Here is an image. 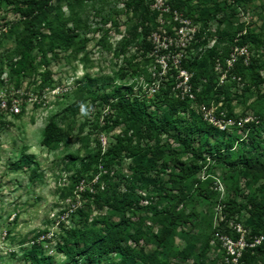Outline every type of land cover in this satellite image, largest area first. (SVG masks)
<instances>
[{
    "label": "trees",
    "instance_id": "trees-1",
    "mask_svg": "<svg viewBox=\"0 0 264 264\" xmlns=\"http://www.w3.org/2000/svg\"><path fill=\"white\" fill-rule=\"evenodd\" d=\"M247 1L251 0L232 3ZM122 2L131 12L132 24L119 39L115 53L133 46L135 53L128 60L132 75H143L146 82H152L151 73L135 60L137 54L146 57L152 53L154 43L148 35L157 26V11L150 8V0ZM167 3L171 11L181 12L200 25L198 38L212 22L217 25L220 40L215 45L180 60V67L191 74L194 99L177 95V70L173 66L149 99L133 91L136 83L116 81L126 75L124 68L112 78L87 74L77 81L76 99L60 114L49 115L41 145L50 151L67 146L70 127L63 125L65 119L70 115L74 121L77 113L95 103L106 107L107 115L100 126L98 115L94 128L118 132L107 146L96 138L89 148L90 133L82 134L85 124L79 125L83 153L68 152L61 159L68 182L60 188V197L73 196L80 180L90 181L99 170L101 174L93 184L96 192L88 188L81 192L88 203L78 210L76 223L59 235L56 250L63 256L61 261H53L40 245H28L21 249V264H226L224 251L214 241L216 231L235 235L229 228L233 222L248 230L247 238L264 235V55H251L247 63L238 56L227 71V77H235L230 83L219 84L215 71L217 62L226 68V59L235 46H246L249 51L264 49V36L250 27L244 32L241 26L219 30L227 22L225 12L233 9L225 1ZM89 4L107 5L109 11L102 15V23L112 22L119 32L110 15L116 0H0V11L10 7L15 15L0 29V84L6 81L4 74L15 85L37 75L42 88L50 76L51 58L58 59L61 51L86 53L89 39L81 34L87 29L82 14ZM175 23L164 26L167 34L173 33ZM206 42L204 39L201 44ZM194 46L195 42L189 41L185 50L189 52ZM254 92L258 105L253 119L241 129H219L198 111V104L221 103L218 112L226 109L227 116H234L232 102L246 104ZM4 122L0 112L1 125ZM27 149L23 146L9 166L27 170L30 180L42 181L40 163ZM92 210L97 214L91 216ZM217 211L218 221L213 223ZM240 262L264 264V239L245 247Z\"/></svg>",
    "mask_w": 264,
    "mask_h": 264
},
{
    "label": "rangeland",
    "instance_id": "rangeland-1",
    "mask_svg": "<svg viewBox=\"0 0 264 264\" xmlns=\"http://www.w3.org/2000/svg\"><path fill=\"white\" fill-rule=\"evenodd\" d=\"M122 1L116 0L114 11L110 12L113 20L119 25V32L112 22L102 23V15L109 11L107 5L91 6L89 4L84 8L82 17L87 21V29L81 34L85 33V37L89 39L86 44V53L74 54L73 51L68 50L61 51L58 59L51 58L49 63L51 72L46 78L47 83L44 87L40 88V76L37 75L23 78L19 85L8 80L5 74L2 76V79L6 81L0 84V89H6L9 98L20 99L22 105L18 116H4L5 122L0 124V264H21V249L28 245H40L44 253L53 261H61L63 256L56 250L59 235H64V230L76 223L78 210L85 208L89 201L77 195L66 199L60 197V188L68 182V174L61 169V159L68 152L80 150V153H83V144L79 140L78 133V127L82 123L85 124L82 134L90 133L89 148L93 147L96 138L100 139L103 146H107L113 140V135L118 132L117 129L104 132L94 128L98 115V125L103 124L102 117L107 115V108L100 103L89 106L87 101V110L77 113L74 121L68 115L63 123L64 126L67 125L66 128L70 127L67 146L61 145L58 149L50 151L40 143L41 132L49 115L61 112L70 101L76 99L77 81L85 79L87 74L92 78H112L120 68H124L126 75L122 79H116L117 82L136 83L133 91L140 97L149 99L153 96L143 75H132L129 69L128 60L135 53L134 47H124V52L115 53L119 39L127 31L128 25L132 24L131 12L126 9ZM221 1L233 5V9L225 12L227 22L222 24L219 30L241 26L244 32L250 27L256 33H260L261 37L264 36V0L241 3H232V0ZM150 4L151 8V1ZM160 4L157 1L153 7H159ZM116 11H119V14ZM178 15L183 17L181 12H178ZM14 17L12 8L7 7L1 10L0 29ZM156 23V28L151 32L162 35L160 40L154 41L156 48H160V51L153 50L152 54L146 57L137 54L135 60L139 62L142 70L146 69L151 73L155 82L161 80L164 75L160 71L162 63L175 68V65L180 66L182 58H189L196 52H203L220 40L216 22H212L200 38L197 37L199 24L190 22L183 24L182 28L178 26L176 28L173 24V34L167 36L163 34V29L165 25L172 24L171 16L162 17L160 11H157ZM190 37L192 38L190 41H194L196 46L187 52L185 44ZM102 39L103 43H101ZM204 39L207 42L203 45L201 43ZM219 45L223 43L220 42ZM263 53V48H258L256 51L248 50L249 56L260 54L263 57ZM215 71L218 73L219 84L230 83L235 79L233 75L222 79L223 75L217 68ZM96 86L93 85L92 88L97 89ZM256 95L254 92L246 104H240L234 100L231 104L234 116L230 117L238 121L240 117L253 115V110L259 101ZM220 105L222 104L218 103L215 107L218 108ZM222 111L226 112V109ZM251 117L253 119V116ZM232 127L241 129L237 124ZM238 132L242 133L241 130ZM23 146H26L27 153L33 154L35 160L40 163L42 181L30 180L27 170H16L9 166L11 161L17 159ZM123 163L126 166L127 162ZM218 170V168L214 169L219 173ZM100 174L101 171L98 170L93 177L100 176ZM89 184V181H85V187ZM218 188L223 195L224 188L221 183L218 184ZM216 209L217 206H215V211ZM95 214L97 211L92 210L91 216ZM218 215V211L214 212L215 221L213 223H217Z\"/></svg>",
    "mask_w": 264,
    "mask_h": 264
},
{
    "label": "built area",
    "instance_id": "built-area-1",
    "mask_svg": "<svg viewBox=\"0 0 264 264\" xmlns=\"http://www.w3.org/2000/svg\"><path fill=\"white\" fill-rule=\"evenodd\" d=\"M150 1L152 3L151 9L154 11H160L162 17L164 14L170 15L171 20L176 22L175 23L176 28L178 27L182 28L183 24H187L191 22L189 19L185 18L184 16L181 17L180 15H178V11L176 10L171 11L167 3V0H150ZM157 1L161 3L160 6H164V5L165 6L161 7L162 9L160 8V6L153 7V4H157ZM163 34L167 36L171 35V34H167L165 29H163ZM161 37H162L161 33L157 34L156 32H150V34L148 35V38L153 43L154 41L160 40ZM191 39H192L191 37L187 39L186 41L187 43L185 44V47ZM153 50L160 51V48H156L154 43L152 52ZM238 56H242L243 60L247 63L249 59L247 48L237 47V46L233 47L229 53L228 58L226 59V68H223L218 62L216 63L215 68H217L219 73L223 75L222 79L227 77V71L232 66L233 62ZM160 68H161L160 71L163 74H165L170 69V66H168L166 63H162ZM175 69L177 70V74H176V82L174 85V89L176 90L177 95H180L181 98L187 96L191 99H194V95L192 93V85L190 83L191 74L177 65H175ZM159 83L160 80L158 82H155L153 80L152 82L146 83L152 95H154L158 90ZM21 105L22 102L20 99H17L15 97L9 98L6 93V89H0V112L4 116L9 117L19 114L21 110ZM197 106H198V111L202 115L203 119L206 120L208 123L212 124L213 126L218 127L219 129H226L234 126L235 124H237L240 127H243L244 123L252 120V117L250 116V117H240L239 120L236 121L235 118L232 119L230 116H227L225 112H223L222 110L218 112V108L215 107L216 105L213 104L207 106L201 103L198 104ZM98 178H99L98 176L93 177L89 181L90 184L88 185V187H85V180H80V182L76 185L74 189L73 195H77L82 198L81 192L84 191L86 188H88L92 193L95 192V188L93 184L98 181ZM229 228L232 230V232L235 235L231 236L216 231L214 241H217L221 249L224 251V261L226 264H242L240 262V257L245 247L247 246L252 247L255 246L256 244H260L261 241L264 239V235L261 234L253 238H247L248 230L241 223L230 222Z\"/></svg>",
    "mask_w": 264,
    "mask_h": 264
}]
</instances>
